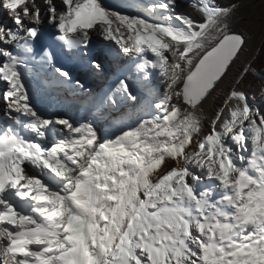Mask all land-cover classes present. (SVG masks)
Instances as JSON below:
<instances>
[{"label":"snow or ice","instance_id":"obj_1","mask_svg":"<svg viewBox=\"0 0 264 264\" xmlns=\"http://www.w3.org/2000/svg\"><path fill=\"white\" fill-rule=\"evenodd\" d=\"M187 6L0 0V264H264V86L205 109L246 41Z\"/></svg>","mask_w":264,"mask_h":264},{"label":"rangeland","instance_id":"obj_2","mask_svg":"<svg viewBox=\"0 0 264 264\" xmlns=\"http://www.w3.org/2000/svg\"><path fill=\"white\" fill-rule=\"evenodd\" d=\"M238 3L239 9L232 22V31L244 35L248 49H252L257 44L249 60L251 62L264 37V4L259 0H241ZM253 17L256 18L254 21L251 20ZM261 83L264 86V78L261 79Z\"/></svg>","mask_w":264,"mask_h":264},{"label":"bare ground","instance_id":"obj_3","mask_svg":"<svg viewBox=\"0 0 264 264\" xmlns=\"http://www.w3.org/2000/svg\"><path fill=\"white\" fill-rule=\"evenodd\" d=\"M106 2L113 3L114 0H106ZM254 19H256V18L253 17L251 20L254 21ZM232 25H233V23H232ZM235 32H237V31H235ZM256 45L253 46L252 49H248L247 48V41L245 42V45H244L242 51L239 53L238 58L235 60V62L229 68L227 75L219 82V84L217 85L216 91L205 102V109L209 113L214 111L215 106L220 102V98L222 97V95L224 93H226L236 83V80L240 76L243 68L245 67V65L248 64L250 58L252 57L253 51L256 48Z\"/></svg>","mask_w":264,"mask_h":264},{"label":"trees","instance_id":"obj_4","mask_svg":"<svg viewBox=\"0 0 264 264\" xmlns=\"http://www.w3.org/2000/svg\"><path fill=\"white\" fill-rule=\"evenodd\" d=\"M241 0H235V2H239ZM182 2V9L184 11L187 12H191V9L188 8L187 6V1H183ZM223 3L227 4V3H231L234 2V0H222ZM252 67L256 70V72L259 75H254V74H248L242 83V87L250 94V95H256L257 100L260 99V95H259V88L262 85L261 83V79L264 78V37L260 43V46L255 54V56L253 57L252 61H251ZM264 84V83H263Z\"/></svg>","mask_w":264,"mask_h":264}]
</instances>
